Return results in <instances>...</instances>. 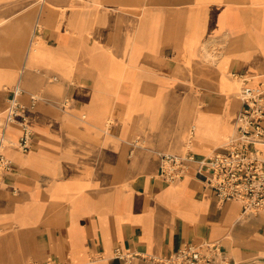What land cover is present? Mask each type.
<instances>
[{
  "label": "crops",
  "instance_id": "crops-1",
  "mask_svg": "<svg viewBox=\"0 0 264 264\" xmlns=\"http://www.w3.org/2000/svg\"><path fill=\"white\" fill-rule=\"evenodd\" d=\"M262 81L264 0H0V120L19 84L34 133L6 149L0 264H167L207 242L213 264H264V212L219 201L195 161L160 174L162 153L221 146L238 92ZM183 98L197 102L188 146L164 138Z\"/></svg>",
  "mask_w": 264,
  "mask_h": 264
},
{
  "label": "built area",
  "instance_id": "built-area-1",
  "mask_svg": "<svg viewBox=\"0 0 264 264\" xmlns=\"http://www.w3.org/2000/svg\"><path fill=\"white\" fill-rule=\"evenodd\" d=\"M23 89L16 84L8 99L6 110L0 120V187L8 172L12 170V160L6 154L7 147H16L26 152L33 143V129L29 124L27 111L20 96ZM242 107L238 112L234 133L207 157L195 159L191 152L184 155L161 154V176L168 181L181 178L190 162L197 163V172L205 186L210 188L219 201L237 200L242 203L243 212H264V81L259 87L244 85L238 92ZM34 106L42 97L32 93ZM12 123L20 126L18 139L7 135ZM117 253L126 257L122 251ZM217 243H185L166 258L167 264H213L221 255ZM58 264L52 260L44 263Z\"/></svg>",
  "mask_w": 264,
  "mask_h": 264
},
{
  "label": "rangeland",
  "instance_id": "rangeland-1",
  "mask_svg": "<svg viewBox=\"0 0 264 264\" xmlns=\"http://www.w3.org/2000/svg\"><path fill=\"white\" fill-rule=\"evenodd\" d=\"M213 53V57H217L220 52L216 51V52H212ZM68 103L69 101L67 99H65L62 107L63 108H68ZM182 104H185V107L183 108V110H181L178 115H177V123H174V125L172 123H168L167 129H166V133H165V138L167 139L169 136H171L172 133H177V137H179V140L186 142L187 146L191 145L190 143H192V140L194 138V131L191 129L193 127V121L195 119V111L197 109V102L193 99H186L183 98L181 100ZM188 120V122H186ZM187 124H189V128H186ZM172 128H170L168 130V128L170 126H172ZM186 125V126H185ZM181 126V127H180ZM183 126H185L183 128ZM177 129V130H175ZM233 134V131L226 134V139H228L231 135ZM182 148H183V144H181L179 147H177L175 149L176 152L180 153L182 152Z\"/></svg>",
  "mask_w": 264,
  "mask_h": 264
},
{
  "label": "bare ground",
  "instance_id": "bare-ground-1",
  "mask_svg": "<svg viewBox=\"0 0 264 264\" xmlns=\"http://www.w3.org/2000/svg\"><path fill=\"white\" fill-rule=\"evenodd\" d=\"M38 27H39V25H38ZM34 36V35H33ZM35 49V48H34ZM35 51V50H34ZM207 56V55H206ZM229 87H232V90H237V88H238V85H237V83L236 82H234L233 84L231 83L230 84V86ZM185 107V104H182L181 102L180 103H174V104H172V106H171V114H170V117H169V122L168 123H172V120L173 119H176L177 120V115H178V113L181 111V110H183V108ZM174 125V124H173ZM173 125L172 126H170L169 128H168V130L170 129V128H172L173 127ZM235 126H236V124H235ZM234 131H235V128H234ZM234 133V132H233ZM164 138H165V136H164ZM228 139H226V141H227ZM226 141H224L222 144H224ZM190 144H192V143H190Z\"/></svg>",
  "mask_w": 264,
  "mask_h": 264
}]
</instances>
